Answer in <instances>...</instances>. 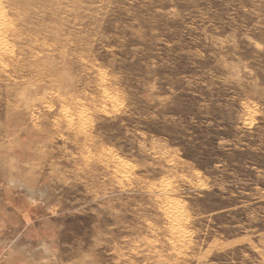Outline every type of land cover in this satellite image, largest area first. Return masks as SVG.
<instances>
[{
	"label": "rangeland",
	"instance_id": "obj_1",
	"mask_svg": "<svg viewBox=\"0 0 264 264\" xmlns=\"http://www.w3.org/2000/svg\"><path fill=\"white\" fill-rule=\"evenodd\" d=\"M0 264H264V0H0Z\"/></svg>",
	"mask_w": 264,
	"mask_h": 264
}]
</instances>
